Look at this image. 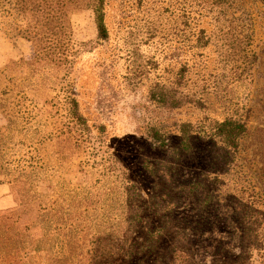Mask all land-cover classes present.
I'll list each match as a JSON object with an SVG mask.
<instances>
[{
	"label": "rangeland",
	"instance_id": "obj_1",
	"mask_svg": "<svg viewBox=\"0 0 264 264\" xmlns=\"http://www.w3.org/2000/svg\"><path fill=\"white\" fill-rule=\"evenodd\" d=\"M103 12L102 40L89 7L69 8L55 48L50 38L17 34L24 19L11 4L0 6V35L10 47L0 64V90L8 89L0 126L12 119L5 105L17 102L45 120L30 123L29 136L33 128L52 132L32 187L48 220L28 234L53 248L35 256L83 264L82 235L97 229L103 234L89 264H260L264 0H106ZM69 91L89 126L84 141L63 140L67 129L77 137L63 100ZM161 94L168 101L156 100ZM226 117L246 127L235 148L206 132ZM121 211L134 223L113 242L109 230L114 216L123 223ZM147 229H160L152 247Z\"/></svg>",
	"mask_w": 264,
	"mask_h": 264
},
{
	"label": "trees",
	"instance_id": "obj_2",
	"mask_svg": "<svg viewBox=\"0 0 264 264\" xmlns=\"http://www.w3.org/2000/svg\"><path fill=\"white\" fill-rule=\"evenodd\" d=\"M209 1L221 2L224 0ZM4 2L11 4L19 16L24 19L25 24L23 27L19 23L14 27V30L28 40L35 42L47 37L52 39V42L55 43L54 47L57 48L59 33L62 29L64 31V21L69 8L79 5H85L92 10L96 37L102 40L106 38L103 12V5L106 0H0V6ZM12 70L14 72L12 71L9 75L10 79L15 77L16 74L18 75L16 67ZM7 91L8 89H1L0 95L6 94ZM153 95L155 96V94ZM160 96L161 99L156 100L168 101V98H165L163 94ZM63 100L68 107L67 121L76 126L75 135L77 136L76 138L73 137L71 131L67 129L65 133L62 132L63 135L65 134L63 140L79 139L84 141L89 126L78 112L77 103L72 96V92L64 93ZM1 103L4 102L0 101V106L3 107L4 105ZM170 104H175V102L170 101ZM5 106L10 108L8 115L12 119L8 124L0 126V174L2 175L0 182L8 185L16 200L14 202L12 198L14 205L11 206L12 209L8 207L0 212V264H45L47 261L54 264L57 259L47 256L45 258L46 262H41L38 260L39 256H35V253L39 251L50 252L53 247L49 240L47 238L33 239L28 234L30 228L36 224H45L48 220L46 214L47 204L41 200L42 197H39L42 196L40 193H34L32 187L37 171L44 169L46 166L45 146L52 139V132L39 131L33 128L31 131L33 135L29 136L30 123H43L45 120H35V115L17 102ZM98 128H101V126H98ZM245 130L246 127L242 120L226 117L221 121H213L207 127L206 132L217 137L228 147L235 148L239 137ZM180 131L183 133L184 129ZM34 135L36 137H33ZM150 136L158 144L163 145L161 135L153 128L150 131ZM54 137L55 135H53ZM180 144L182 149H186L188 147L187 137H183ZM130 188L133 189L132 185H130ZM132 194L136 196L138 192L132 190ZM121 214L120 221L122 218L123 223L118 224L116 215L113 217L115 219L114 225L109 230L111 232L110 239L113 242L122 238L124 234L128 235V232L125 231H128L134 223L130 217L125 220L122 211ZM57 219L62 220L60 217ZM159 230L148 231L147 229L145 231L147 235L145 245L152 242V247L158 241ZM87 234L82 235L85 236L86 244L89 245L84 248V253L88 255L84 258L83 264H89L92 261L94 256L93 241L97 240L96 238H99L103 233H100L97 229H92L89 237H86ZM30 252L33 255L29 254ZM259 258L260 264H264V254L259 255ZM183 261L182 258L180 262Z\"/></svg>",
	"mask_w": 264,
	"mask_h": 264
},
{
	"label": "crops",
	"instance_id": "obj_3",
	"mask_svg": "<svg viewBox=\"0 0 264 264\" xmlns=\"http://www.w3.org/2000/svg\"><path fill=\"white\" fill-rule=\"evenodd\" d=\"M8 44L4 41V38L0 35V64L6 57H9ZM13 205V199L9 193V189L5 183L0 182V210L11 207Z\"/></svg>",
	"mask_w": 264,
	"mask_h": 264
}]
</instances>
